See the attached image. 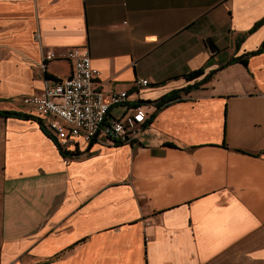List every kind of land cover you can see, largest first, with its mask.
<instances>
[{
    "label": "crops",
    "instance_id": "obj_1",
    "mask_svg": "<svg viewBox=\"0 0 264 264\" xmlns=\"http://www.w3.org/2000/svg\"><path fill=\"white\" fill-rule=\"evenodd\" d=\"M70 46L126 90L107 117L143 114L132 142L62 155L21 102L71 73ZM4 109L34 119L0 115V264H264V0H0Z\"/></svg>",
    "mask_w": 264,
    "mask_h": 264
},
{
    "label": "built area",
    "instance_id": "obj_2",
    "mask_svg": "<svg viewBox=\"0 0 264 264\" xmlns=\"http://www.w3.org/2000/svg\"><path fill=\"white\" fill-rule=\"evenodd\" d=\"M53 56L51 51L44 54L45 59ZM64 58L71 62V73L39 92L23 94L21 102L35 109L48 134L62 149L73 145L77 138L88 141L98 133L118 143L132 142L141 128L143 114L137 109L107 117L110 106L127 101L126 90L97 88L94 79L98 71L80 47L66 48ZM147 83L145 77H136L131 82L132 86Z\"/></svg>",
    "mask_w": 264,
    "mask_h": 264
},
{
    "label": "trees",
    "instance_id": "obj_3",
    "mask_svg": "<svg viewBox=\"0 0 264 264\" xmlns=\"http://www.w3.org/2000/svg\"><path fill=\"white\" fill-rule=\"evenodd\" d=\"M258 23L259 22H255L251 26L250 29H253ZM262 43H263V41L261 42V44ZM261 44L256 49L249 50V51H246V52L238 54V55L229 56L223 62L219 63L215 68L207 69L205 71L203 67L205 66V64H207V61L209 59L208 58L203 66L197 67V68L192 69V70L183 74V76L185 77L186 80H192L191 83H187L186 85H184L180 88L173 89V90H170L169 92L162 94L160 97H158L155 100L156 106H160V105L165 104L167 102H170L172 100L179 99L181 97L182 93H186L189 89L198 87L203 82H205L210 77V75L213 73V71L220 66H223L225 64L235 62V61H238L242 64H245L247 55L258 51L261 47ZM0 115L1 116H11L12 115V116H18V117H23V118H33L34 119V117L28 113L20 112V111H13V110H7V109L0 110ZM55 143H56V141H55ZM56 146L58 147V150L62 153V155L72 153L69 150H64V149L60 148L57 145V143H56Z\"/></svg>",
    "mask_w": 264,
    "mask_h": 264
}]
</instances>
